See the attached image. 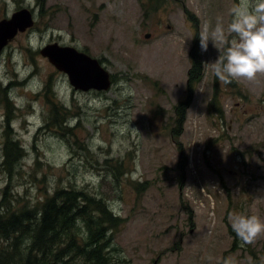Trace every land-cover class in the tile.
<instances>
[{
  "label": "rangeland",
  "instance_id": "1",
  "mask_svg": "<svg viewBox=\"0 0 264 264\" xmlns=\"http://www.w3.org/2000/svg\"><path fill=\"white\" fill-rule=\"evenodd\" d=\"M239 4L0 0V22L34 16L0 53V203L6 189L26 197L16 210L59 188L89 193L121 220L109 232L117 264H264V236L246 244L228 219L264 220V76L222 83L210 64L219 51L199 42L219 21L226 51ZM54 44L98 59L112 87L76 90L41 53ZM7 139L25 151L12 175Z\"/></svg>",
  "mask_w": 264,
  "mask_h": 264
},
{
  "label": "trees",
  "instance_id": "2",
  "mask_svg": "<svg viewBox=\"0 0 264 264\" xmlns=\"http://www.w3.org/2000/svg\"><path fill=\"white\" fill-rule=\"evenodd\" d=\"M191 76L195 81L194 74ZM46 91L52 89L46 87ZM50 101L55 104V116L63 113L69 119L72 114L64 106ZM50 127L60 133L58 127ZM60 128L65 135L66 128ZM4 152L2 166L12 175L25 156L24 148L18 141L7 139ZM22 199L26 197H16L6 189L0 203V264H117L110 255L113 238L109 232L118 228L121 220L106 203L85 191L66 188H59L38 205L40 208L30 209L26 200L21 210L14 209L12 206ZM31 237L30 244L23 247Z\"/></svg>",
  "mask_w": 264,
  "mask_h": 264
},
{
  "label": "clouds",
  "instance_id": "3",
  "mask_svg": "<svg viewBox=\"0 0 264 264\" xmlns=\"http://www.w3.org/2000/svg\"><path fill=\"white\" fill-rule=\"evenodd\" d=\"M227 33L234 34L225 50L217 43H225L222 23L209 32V26L199 34L202 52L211 40L220 55L210 63L215 76L224 84L246 80L257 82L264 76V0H240L232 9V20ZM207 64V63H206ZM233 232L246 244H252L264 236V220L258 215L233 214L228 217Z\"/></svg>",
  "mask_w": 264,
  "mask_h": 264
},
{
  "label": "water",
  "instance_id": "4",
  "mask_svg": "<svg viewBox=\"0 0 264 264\" xmlns=\"http://www.w3.org/2000/svg\"><path fill=\"white\" fill-rule=\"evenodd\" d=\"M34 26V16L29 10H21L12 18L0 22V53L19 33ZM150 35H147L149 37ZM51 64L66 73L76 90L108 91L112 87L109 71L101 62L73 47L48 45L41 51Z\"/></svg>",
  "mask_w": 264,
  "mask_h": 264
},
{
  "label": "flooded vegetation",
  "instance_id": "5",
  "mask_svg": "<svg viewBox=\"0 0 264 264\" xmlns=\"http://www.w3.org/2000/svg\"><path fill=\"white\" fill-rule=\"evenodd\" d=\"M196 57V56H195ZM199 74H202V73H199ZM198 77V76H197ZM197 77H195V75H194V78H195V81L197 80ZM193 92V91H192Z\"/></svg>",
  "mask_w": 264,
  "mask_h": 264
},
{
  "label": "bare ground",
  "instance_id": "6",
  "mask_svg": "<svg viewBox=\"0 0 264 264\" xmlns=\"http://www.w3.org/2000/svg\"><path fill=\"white\" fill-rule=\"evenodd\" d=\"M82 53H84V52H82ZM86 54V53H85Z\"/></svg>",
  "mask_w": 264,
  "mask_h": 264
}]
</instances>
